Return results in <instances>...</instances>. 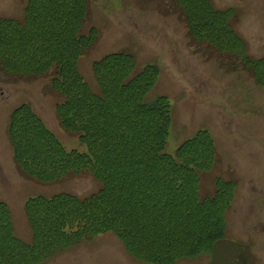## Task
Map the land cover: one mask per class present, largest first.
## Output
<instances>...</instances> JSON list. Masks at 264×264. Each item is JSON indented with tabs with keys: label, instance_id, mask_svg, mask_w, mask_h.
<instances>
[{
	"label": "trees",
	"instance_id": "trees-1",
	"mask_svg": "<svg viewBox=\"0 0 264 264\" xmlns=\"http://www.w3.org/2000/svg\"><path fill=\"white\" fill-rule=\"evenodd\" d=\"M188 33L199 46L240 60L257 81L263 59L247 54L233 29L235 9H217L211 0H175ZM88 0H26L22 21L0 17V70L17 76L48 74L61 98L55 112L62 129L75 135L85 152L66 149L27 104L11 112L7 136L16 165L41 182L89 172L101 188L87 197L60 193L29 198L25 214L30 242L14 235L9 207L0 202V264H40L85 239L112 233L136 260L174 264L209 252L224 233L235 184L216 181L215 192L199 194V174L216 162L215 142L199 129L170 154L172 107L165 95L147 102L158 79L156 65L137 70L126 51L92 64L99 92L78 69V60L99 39Z\"/></svg>",
	"mask_w": 264,
	"mask_h": 264
},
{
	"label": "rangeland",
	"instance_id": "rangeland-1",
	"mask_svg": "<svg viewBox=\"0 0 264 264\" xmlns=\"http://www.w3.org/2000/svg\"><path fill=\"white\" fill-rule=\"evenodd\" d=\"M88 1L89 18L82 32L94 27L99 39L77 65L89 87L99 92L92 63L109 53H132L138 71L156 65L158 79L145 100L151 102L159 95L170 100L172 119L165 151L172 154L197 130L206 129L215 142L217 158L210 171L199 174V194H213L216 181L233 180L236 184L222 238L240 239L252 224L264 225V79L255 81L240 60L211 46H199L188 33L175 0ZM211 2L215 8L235 9L231 24L245 41L247 54L263 59L264 0ZM25 5V0H0V17L22 21ZM257 67L264 71L261 63ZM60 99L50 87L48 74L24 78L0 70V202L9 207L14 235L25 242L32 239L24 210L29 198L60 193L84 198L101 188L89 172L41 183L22 173L14 162L6 132L11 112L23 104L40 116L66 149L86 151L75 135L60 126L55 112ZM208 260L209 253L204 252L175 264H207ZM40 264L150 263L133 258L120 240L107 232L81 240Z\"/></svg>",
	"mask_w": 264,
	"mask_h": 264
},
{
	"label": "water",
	"instance_id": "water-1",
	"mask_svg": "<svg viewBox=\"0 0 264 264\" xmlns=\"http://www.w3.org/2000/svg\"><path fill=\"white\" fill-rule=\"evenodd\" d=\"M209 264H254L247 245L220 238L211 246Z\"/></svg>",
	"mask_w": 264,
	"mask_h": 264
},
{
	"label": "flooded vegetation",
	"instance_id": "flooded-vegetation-1",
	"mask_svg": "<svg viewBox=\"0 0 264 264\" xmlns=\"http://www.w3.org/2000/svg\"><path fill=\"white\" fill-rule=\"evenodd\" d=\"M259 197L260 195L255 198V201H251L252 206H254V203L258 202ZM260 228H263V230L261 231ZM239 238L240 239L236 240L249 246L254 263L264 264V225L260 222L252 224L247 232H245L244 237Z\"/></svg>",
	"mask_w": 264,
	"mask_h": 264
}]
</instances>
